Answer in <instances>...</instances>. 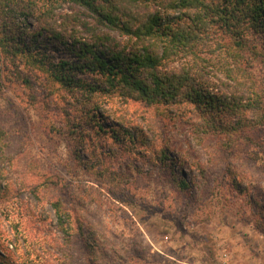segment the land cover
I'll return each mask as SVG.
<instances>
[{"label":"trees","instance_id":"trees-1","mask_svg":"<svg viewBox=\"0 0 264 264\" xmlns=\"http://www.w3.org/2000/svg\"><path fill=\"white\" fill-rule=\"evenodd\" d=\"M57 2L71 4L69 11L55 14ZM38 5L44 9L35 15ZM0 54L43 75L48 95L71 96L68 111L61 108L64 132L96 141L110 134L124 150L138 149L160 179L170 167L194 170L190 179L171 170L166 181L193 204L220 209L226 190L255 206L252 226L264 235V190L243 170L255 168V181L264 180V145L255 137L264 129V0H0ZM7 68L0 63V90ZM21 75L15 71L30 83ZM114 99L142 104L148 130L107 115L102 104ZM170 118H187L197 142L206 143V165L170 149ZM109 174L108 167L98 172Z\"/></svg>","mask_w":264,"mask_h":264},{"label":"rangeland","instance_id":"rangeland-1","mask_svg":"<svg viewBox=\"0 0 264 264\" xmlns=\"http://www.w3.org/2000/svg\"><path fill=\"white\" fill-rule=\"evenodd\" d=\"M51 7L59 14L71 4ZM43 9L36 6L34 14ZM34 17L27 20L29 31ZM115 37L127 44V38ZM0 63L8 67L0 90V264H264V235L252 226L255 206L223 189L221 209L201 206L203 200L193 204L166 180L171 170L184 179L194 170L170 167L160 179L138 149L124 150L110 134L97 141L69 135L62 130L61 108L68 111L71 96L48 95L43 75L16 69V59L0 54ZM16 70L30 83L17 79ZM102 107L148 130L150 113L142 104L114 99ZM186 119H169L167 143L188 161L194 157L206 165V143L197 142ZM84 129L89 133L87 122ZM255 137L264 145V129ZM105 151L110 154L103 156ZM107 167L114 176L100 177ZM247 169L252 187L264 190V180L255 181L259 171Z\"/></svg>","mask_w":264,"mask_h":264}]
</instances>
